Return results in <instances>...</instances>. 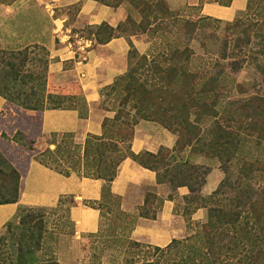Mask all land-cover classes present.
Wrapping results in <instances>:
<instances>
[{"label": "trees", "instance_id": "1", "mask_svg": "<svg viewBox=\"0 0 264 264\" xmlns=\"http://www.w3.org/2000/svg\"><path fill=\"white\" fill-rule=\"evenodd\" d=\"M94 1L114 8L128 2L146 17L147 26L151 24L147 18L157 19L158 12H161V16L171 14L166 6V0ZM214 1L227 7L232 3V0ZM253 7L252 0H249L248 11ZM157 8H160V11ZM127 19H130V16ZM238 22L239 20H236L232 25L236 26ZM95 28L107 29L112 33L115 31L107 25ZM121 28L120 25L117 30ZM144 29L146 30V28ZM112 35L108 39L98 42L108 41L114 36ZM97 36L99 37L100 33H97ZM257 37L260 38V49L257 53L258 56L255 57L257 59H252V62L257 71L264 76V22L260 23L258 27ZM34 48L41 50L46 56L45 69L40 74L26 73V75L24 73L28 60L27 49L2 53L9 54L8 66L10 67L6 74L0 71V96L19 108L42 112L46 108L48 96V52L45 47L36 45ZM180 58H182L181 67L171 64L164 68L160 66L156 57L146 54L139 55L130 42L129 70L124 76L118 78L110 86V89L113 91L119 88L125 89L127 95L122 101L123 106L129 108L128 111L134 112V115L131 116L128 111L117 112L113 119H104L101 136L88 135L83 147V155L87 160L92 158L88 163L89 167H86L82 172L72 167L71 170H61L58 169L59 166H52L45 160V158L51 159L58 154L77 148L72 141L70 143L63 142L61 145L56 144L54 150L47 149L36 159L41 164L65 176L79 173L87 178L104 180L106 185L102 190L101 201L89 203L93 208L100 210L103 220L107 215H110L111 204L116 207L119 214L126 217L120 212V199L112 195L110 191V183L116 178L118 168L125 159L131 158L141 166L156 172L159 184H168L174 190L180 186H188L192 195L195 191H200L205 181L201 183L199 189L193 188L191 180L186 177L182 168L187 165V160L181 163L177 173H172L168 169L161 171L158 164L161 162L162 152L174 153L178 147H185L184 144H186L187 147L191 146L192 151L216 157L221 162L222 170L227 173V179L204 200L208 204V206H204L207 207L208 219L201 226L199 233L190 237L195 239L194 243L173 240L166 248L155 247L154 251L161 258H167V264H264V183L258 187L250 186V182L256 178L254 177L256 173H264V94L236 98L235 88L237 89V87L231 74L232 71L238 72L242 68L238 60H235L232 67L229 70L227 68L225 73L223 71L212 73L214 75H211L205 81L206 83L199 87L198 73L192 71L189 66L190 51L187 49L176 50L172 53L170 60L175 61ZM134 60L137 61L138 67L133 65ZM141 69L144 72H151L149 76L152 81L154 79L152 83L149 81L140 82L137 74ZM7 74L11 78L5 82ZM262 81L264 83V78ZM238 88L243 92L239 85ZM175 93H181L178 102L183 105L184 113L168 115L165 112L164 117L159 116L166 106L163 104L162 97L166 94L174 96ZM230 93L234 97L223 107L224 102L222 101ZM174 108H176L174 105H170L167 110ZM221 110L223 114L220 113ZM190 112L196 114L194 121H192L194 115ZM143 120L160 122L170 132L177 133L179 138L175 148L172 151L161 149L158 154L147 152L134 154L131 150L134 127ZM174 120H180V123L175 124ZM205 120H210V127L207 131L202 132L200 123ZM175 125L176 127H174ZM67 137L72 138L71 135H67ZM250 153H255L258 157L253 158ZM232 165L239 167L240 177L233 178L234 181L228 176ZM20 182L21 175L18 169L0 152V205L14 204L19 201ZM227 190L230 195H226L225 201L227 202L223 203L220 196L224 195ZM191 195L186 199V202L190 201ZM151 197L155 199L152 194ZM170 198L172 199V196ZM63 203L64 201L61 199L59 206H62ZM152 203L154 205V202ZM148 204L149 201L146 206ZM148 207L143 209L140 215L155 219L160 203L155 206V210L150 211ZM199 207L195 208L199 209ZM27 216L28 214L24 215V210L20 209L17 214L19 224H23ZM7 225L8 228L12 226L11 222ZM26 236L30 241L36 242L37 246L39 245L40 237L36 235L35 230H30ZM186 240L188 239L186 238ZM143 246L146 245L132 241L133 248ZM31 249L32 247L28 248L29 253H33ZM18 251L22 255L18 254L17 264H28L27 260L21 261L28 251H24L22 248H19ZM54 264L58 263L55 261ZM148 264H158V261Z\"/></svg>", "mask_w": 264, "mask_h": 264}, {"label": "crops", "instance_id": "2", "mask_svg": "<svg viewBox=\"0 0 264 264\" xmlns=\"http://www.w3.org/2000/svg\"><path fill=\"white\" fill-rule=\"evenodd\" d=\"M29 1H35L39 6L40 0H19V3L28 4ZM41 1L45 8L53 9L47 15L48 27L32 38L48 52L47 105L42 112L22 108L15 112L0 96V143L7 138L4 130L10 126L14 131L13 138L18 140L19 149L21 147L23 152L19 154V167L14 165L21 175L20 198L17 203L0 205V229L13 221L20 209L55 208L61 199L69 198L72 200L69 219L73 234L60 239L55 261L58 264H83V237L97 234L102 226L100 210L89 203L101 201L106 182L79 173L65 176L41 164L35 159L37 149L34 144L53 134H75L79 143L85 142L88 135H102L103 121L107 117L99 108L102 91L128 72L130 41L116 35L99 43L95 35L86 38L80 36L79 31L102 25L117 31L127 20L128 10L125 5L114 8L94 0ZM248 1L232 0L227 7L214 0H205L199 10L203 16L231 22L247 9ZM200 3L201 0H167L173 10L185 5L198 7ZM75 8L76 11L70 14L69 11ZM14 19L12 29L6 22H1L0 31L8 32L19 44V13ZM0 41L4 43L3 39ZM176 143L177 136L172 132L156 122L143 120L134 127L131 150L137 155L145 152L158 154L161 149L172 151ZM223 178L221 169L210 170L200 195L210 196ZM110 191L120 199L119 209L126 215L127 222L132 224L130 219L135 220L129 228V240L163 249L173 240L186 237L185 217L177 206L185 205L191 195L188 186L174 190L168 184H159L156 172L127 158L110 183ZM148 201L150 211L160 203L155 219L140 215ZM204 212L199 208L193 218H204Z\"/></svg>", "mask_w": 264, "mask_h": 264}, {"label": "rangeland", "instance_id": "3", "mask_svg": "<svg viewBox=\"0 0 264 264\" xmlns=\"http://www.w3.org/2000/svg\"><path fill=\"white\" fill-rule=\"evenodd\" d=\"M218 1L225 2L226 0ZM252 4L254 7L250 11L246 9L231 22L203 16L199 10L201 8L200 5L198 7L185 5L173 10L167 4L166 6L171 14L169 16H161V12H158L159 16L157 19L147 18V20L151 21V24L147 26L146 17L143 16L140 10L131 6L128 2H124L122 5L127 7L130 19H127L121 25L122 28L120 30L112 33L107 29L100 30L88 27L79 31V34L86 38H92V35L96 37L97 33H100V36L96 38L97 42L108 39L112 34L114 36H124L134 45L139 55L146 54L156 57L160 66L164 68L171 64L175 65V67H181L182 58L175 61L170 59L172 53L176 50L183 51L187 49L190 51V69L198 73L197 81L199 87L206 83L205 81L211 75H214L212 73H220L222 71L225 73V70L227 68L229 70L234 61L238 60L242 68L238 72L232 71L231 78L237 87V89L235 88L236 98H246L249 95L264 94V83L262 81L264 76L257 71L252 62L257 59L255 57L258 56L257 53L260 49V38L257 37V32L260 23L264 22V0H252ZM12 7H15V9ZM159 9L157 8L158 11H160ZM49 10H46L41 0L39 1V6H37L35 1H29L28 4H20L19 0H0V23L6 22L12 29L13 24H15L14 16L19 13V24H17L19 26V44L15 43V40L8 32L0 31V39L4 41V43L0 41V71L6 74L7 69L10 67L8 66L9 54L4 55L2 54L3 52H19L27 49L28 60L24 73L40 74L44 72L46 56L41 50L34 48L38 44L34 43L32 38L38 33L41 34L48 27L47 15L50 13ZM74 11H76V8L71 9L69 12L73 14ZM236 20H239L238 25H232ZM132 39H134V42ZM149 58L151 59V57ZM136 62L134 60L133 65L138 67ZM150 73L144 72L142 69L139 70L137 75L140 82L149 81L152 83L154 79L153 81L151 80ZM10 78L7 74L5 82ZM238 85L243 92L240 91ZM126 95L127 92L124 88L113 91L110 87H107L102 91L103 98L100 101L99 108L106 113V118L113 119L117 112L125 113L129 110L127 107L124 108L122 103ZM180 96L181 93H175L174 96L168 94L163 96V104L166 106L159 116H163L165 112L168 115L184 113L183 105L178 102ZM232 97L234 95L228 94L222 101L224 102L222 106L224 107L225 103ZM208 103L210 104L211 101L209 100ZM170 105H174L176 108L167 110ZM8 108L15 112L19 111V107L14 104L9 103ZM128 112L131 116L134 115V112ZM220 113L223 114V111L221 110ZM190 114L194 115L192 116V121H194L196 114L193 112H190ZM204 117L208 118L207 116ZM175 122V124L180 123V120ZM158 123L161 124L160 122ZM224 125L227 124L224 123ZM200 127L202 132L207 131L210 127V120L200 123ZM8 128L4 130L6 133L4 137L6 136L7 138H4V142L0 143V152L13 165L19 167V154L23 152L21 147L19 149L18 140L13 138V129L10 126ZM173 133L178 139L179 135L175 132ZM67 135H71L72 138L67 137ZM66 141L69 143L72 141L77 148L58 154L51 159L45 158V160L52 166H59L60 168L58 169L61 170H71L72 167L73 169L81 170V172L84 171L86 167H89L88 163L92 157L89 160L86 157L84 158L83 147L85 142L79 143L75 134H53L45 137V139H39L38 143L36 141L34 144L37 149L35 159L47 149L54 150L56 144L61 145ZM184 145L185 147H178V150L174 153L162 152L161 162L158 164L161 171L168 169L172 173H177L181 163L187 160V165L182 166V168L186 177L191 180L195 190L199 189V186L205 181L207 174L213 168H219L223 172L224 178L222 182L227 179V173L222 170L219 159L201 154L195 150L192 151L191 146L187 147L186 144ZM252 151L255 152V150ZM250 156L253 158L258 157H256L255 153H250ZM228 176L234 181L233 178L239 176V167L232 165ZM254 177L256 178L250 182L251 187H258L264 183V173L258 172ZM199 194V191H195L191 195L190 201H187L185 205L179 204L177 206V210L182 212L185 217L187 229L186 237L181 239V241L194 243L195 239L190 237H194L199 233L201 226L207 222L208 212L207 207L204 206H208V204L204 200L208 197L203 198ZM227 194L228 196L230 195L228 190L225 191L224 195L220 196L223 203L227 202L225 201ZM63 201L62 206L58 205L55 208H24V215L27 213L28 216L23 224H19V219L16 216L11 221L12 226L10 228H8V225L1 228L0 264H17V256L21 254L18 251L19 248L28 251V253H24L25 256L21 261L27 260L28 264H54L56 246L59 244L60 239L63 237L68 238L73 234V226L69 219V206L72 200L67 198L63 199ZM196 206H200L199 208L205 210L204 218H193L195 216L194 213L198 210L195 208ZM130 220L133 223L135 222L134 219ZM127 221V217L119 214L116 207L111 204L110 215L103 218L101 230L95 235L83 237L81 247L83 264H148L153 261H158V264H167L168 259L161 258L154 251L155 247L145 243H141L146 245L143 247H132V240H129V233L131 232L129 228L133 223L131 224ZM30 230H35L36 235L40 237L38 246L36 242H32L27 238L26 235ZM31 247L33 253L30 252V254L28 248L30 249Z\"/></svg>", "mask_w": 264, "mask_h": 264}, {"label": "built area", "instance_id": "4", "mask_svg": "<svg viewBox=\"0 0 264 264\" xmlns=\"http://www.w3.org/2000/svg\"><path fill=\"white\" fill-rule=\"evenodd\" d=\"M46 8H47V9H50V10H49L50 12H52V11H53V9H51V8H50V7H48V6H47ZM84 42H85V44H87V43L91 44V43H90V41H84Z\"/></svg>", "mask_w": 264, "mask_h": 264}]
</instances>
